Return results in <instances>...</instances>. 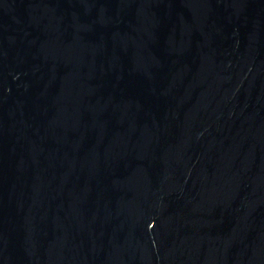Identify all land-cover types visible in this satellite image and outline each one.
Instances as JSON below:
<instances>
[{
  "label": "water",
  "instance_id": "water-1",
  "mask_svg": "<svg viewBox=\"0 0 264 264\" xmlns=\"http://www.w3.org/2000/svg\"><path fill=\"white\" fill-rule=\"evenodd\" d=\"M0 264H264V0H0Z\"/></svg>",
  "mask_w": 264,
  "mask_h": 264
}]
</instances>
